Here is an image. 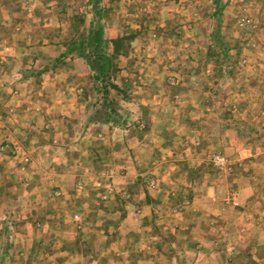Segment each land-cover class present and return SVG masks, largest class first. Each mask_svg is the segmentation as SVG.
<instances>
[{
	"label": "crops",
	"instance_id": "1",
	"mask_svg": "<svg viewBox=\"0 0 264 264\" xmlns=\"http://www.w3.org/2000/svg\"><path fill=\"white\" fill-rule=\"evenodd\" d=\"M44 5L51 16L56 4ZM27 17L0 37V64L14 66L0 69L7 264H264V53H251L252 66L237 74L239 98L212 100L214 68L180 52L160 65L149 35L111 14L109 38L135 33L117 80L134 77L135 114L126 126L89 122L92 70L70 55L43 72L68 40L48 38V18L38 37Z\"/></svg>",
	"mask_w": 264,
	"mask_h": 264
},
{
	"label": "rangeland",
	"instance_id": "2",
	"mask_svg": "<svg viewBox=\"0 0 264 264\" xmlns=\"http://www.w3.org/2000/svg\"><path fill=\"white\" fill-rule=\"evenodd\" d=\"M212 1L102 0V4L107 9L106 22L111 14L115 13L119 16L120 21L124 20L123 23L132 21L136 26L139 25V28L142 29L141 32L145 34L143 37L148 38L149 35L150 40L154 43L153 53L157 49L159 53L160 48V54L162 55L153 57L160 59L161 64L158 62L160 65L164 67L168 65L170 56L175 52H180L181 54L190 53L200 66L214 68L216 75L214 74L210 84V91L213 93L211 96L212 100L225 95L228 98H232L233 95L239 98L238 89L235 86L237 83L236 79L241 78V75L237 74H241V72L248 70L252 66L249 63L251 53L256 51L264 53V0H224L225 11L222 32L231 48L233 66L230 69L227 66H223L224 71L222 73H217L214 62L209 61L206 57L207 48L211 44V33L215 25L212 17ZM86 2V0H0V3L7 7L6 11L0 15L1 22L4 19L6 23L2 27L0 25V37H11L16 34V31H18L16 28L20 25L23 26L28 14L32 15L33 25L38 27L36 33L38 32L37 36L39 37L41 28H43V20L50 16L47 15L44 4L55 3V12H49L51 16L48 19L52 25L48 27V38L52 40H69L77 33L74 24L75 22L77 23L76 19L86 12ZM26 3L32 6V11H25L21 4ZM40 4L42 5L40 6ZM81 7H83L82 10ZM88 14H86L85 19L87 26L93 19V15L89 16ZM31 47L33 48V55H37L36 44L34 46L31 45ZM29 65H32V63H29ZM7 67L14 69L12 63L8 65L0 64L1 70ZM228 71L231 72L228 73ZM214 77L220 80V84L214 81ZM15 78H18V76ZM127 78L129 80L132 78L134 81V77L128 76ZM210 80L211 77H209ZM133 81H127L126 83L130 86ZM242 89L240 90L242 91ZM86 94L91 96V102L100 103L101 95L90 84ZM137 109V111L140 110V108ZM132 122L135 123L134 121ZM142 125L144 127L141 128L148 127L146 123L134 124V126ZM26 162L27 160L23 161L22 170L25 169ZM208 167L213 170V166L209 165ZM6 192V189L2 190V193ZM88 246V244L82 243L81 248L87 252ZM7 248L8 246L5 242L0 245V264H7L6 258L9 254Z\"/></svg>",
	"mask_w": 264,
	"mask_h": 264
},
{
	"label": "trees",
	"instance_id": "3",
	"mask_svg": "<svg viewBox=\"0 0 264 264\" xmlns=\"http://www.w3.org/2000/svg\"><path fill=\"white\" fill-rule=\"evenodd\" d=\"M85 8L86 12L76 19L74 28L77 33L69 38L67 49L59 57L53 58L51 64L44 67L43 72L64 64L65 59L70 55L83 58L93 72V87L101 95L100 103L89 102L86 109L89 122L100 121L126 126L130 118L127 105L131 101L130 86L126 81L121 80L119 83L117 80L120 73L119 61L129 55L135 33L109 38L105 31L107 9L102 4V0H87ZM224 11V0L212 1V17L215 25L206 57L214 62L217 73L224 71L223 66L229 69L233 66L231 48L222 32ZM87 13L93 15L89 27L86 26L85 20Z\"/></svg>",
	"mask_w": 264,
	"mask_h": 264
},
{
	"label": "built area",
	"instance_id": "4",
	"mask_svg": "<svg viewBox=\"0 0 264 264\" xmlns=\"http://www.w3.org/2000/svg\"><path fill=\"white\" fill-rule=\"evenodd\" d=\"M213 163L218 167V168H224L228 164V160L221 154H216L213 157ZM234 196L228 199V201H234L233 199ZM75 218L79 220V215H76Z\"/></svg>",
	"mask_w": 264,
	"mask_h": 264
}]
</instances>
